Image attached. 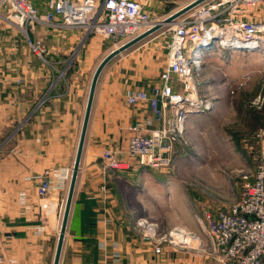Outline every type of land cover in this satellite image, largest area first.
<instances>
[{
  "label": "crops",
  "instance_id": "obj_1",
  "mask_svg": "<svg viewBox=\"0 0 264 264\" xmlns=\"http://www.w3.org/2000/svg\"><path fill=\"white\" fill-rule=\"evenodd\" d=\"M140 1L146 2L152 16L160 2ZM185 4L177 1L171 13ZM15 28L0 24V264H54L93 77L88 70L94 61L98 66L114 45L96 34L85 36L81 28L38 24L33 37L44 38L48 46L44 59ZM163 33L162 28L114 58L100 76L59 264H220L204 251L206 221L196 210L204 214L219 209L197 207L205 200H195L197 192L187 189L182 172L171 174L169 166L134 162L114 171L102 162L106 148L124 154L129 125L140 117H150L153 127L160 124L147 104L128 105L125 90L160 81L163 65L154 62L153 54L161 47L153 46L157 45L153 41ZM177 151L173 155L181 158ZM45 170H51L52 178L44 199L48 210L37 195ZM239 191L241 196L242 187ZM233 200L225 202L227 209ZM175 206L180 211L174 215ZM191 208L193 217H184L181 211ZM141 219L156 224L161 233L184 228L203 243L195 238L187 246L165 241L157 253L135 227Z\"/></svg>",
  "mask_w": 264,
  "mask_h": 264
},
{
  "label": "built area",
  "instance_id": "obj_2",
  "mask_svg": "<svg viewBox=\"0 0 264 264\" xmlns=\"http://www.w3.org/2000/svg\"><path fill=\"white\" fill-rule=\"evenodd\" d=\"M44 5L46 11L41 12L34 0H0V17L24 32L31 49L44 59L47 44L30 35L38 24L81 28L85 36L96 34L119 47L159 21L140 0H45ZM258 5H264V0H207L172 24L168 66L161 72L160 81L125 90L128 105L147 104L160 124L153 127L150 117H140L130 124L124 154L112 148L104 150L102 162L106 169L125 170L133 162L152 168L170 166L174 143L185 138L188 116L209 111L212 104L200 92L199 47L240 50L264 46V20L251 18ZM263 103L262 94L252 102L258 108ZM256 137L263 142L260 162L254 173H243L240 198L228 209L204 211L208 237L204 251L220 264H264V125ZM51 188V170H45L37 186L45 210L49 204L44 199ZM135 227L157 253L162 252L164 241L187 246L195 238L203 243L200 236L184 228L162 234L146 219L138 220Z\"/></svg>",
  "mask_w": 264,
  "mask_h": 264
},
{
  "label": "rangeland",
  "instance_id": "obj_3",
  "mask_svg": "<svg viewBox=\"0 0 264 264\" xmlns=\"http://www.w3.org/2000/svg\"><path fill=\"white\" fill-rule=\"evenodd\" d=\"M177 1L189 3L192 0H172L168 4L157 1L153 17H160L158 20L166 18L176 9L173 5ZM44 2L45 0H34L41 12L46 11ZM251 18L264 20V5L256 6ZM0 24L15 27L1 17ZM171 27L172 24L164 26L163 35L153 41L157 42V45L153 46L161 47L153 52L156 59L154 62L163 65L161 72L168 66V63L165 65V53L168 56L167 43L172 37ZM19 32L25 40V33L20 30ZM30 35L33 37V31H30ZM37 38L44 40L42 36ZM108 41L114 45L112 40ZM115 48L117 47L114 45L109 50ZM203 50L199 68L200 92L206 99L212 101V104L203 117L189 120L191 115L204 112H194L188 116L184 140L173 145V151L179 150L177 152L181 158L172 154L169 168L171 174L182 172L185 175L184 184L187 189L197 192L194 194L195 200H205L197 207L207 205L206 207L223 210L227 209L225 202L231 203L233 199L235 200L233 202H236L237 198H240L239 189L243 173H254L260 162L259 155L263 142L256 137V133L264 125V103L258 108L252 102L259 94L264 95V46L250 52L246 49L229 50L220 46ZM91 52L96 58L97 52L93 49ZM105 54L100 57H104ZM145 59L146 63L152 62L148 53ZM114 63L115 59L103 72L108 71ZM96 68L97 64L94 61V66L90 64V69L88 68L89 77H92ZM177 89L181 90L182 87L177 85ZM196 170H202L203 174L194 175L193 171ZM196 210H199L197 215L204 219L202 211ZM177 211L180 210L175 206L174 215ZM181 212L184 217L192 218L195 210L191 208L190 212L189 210ZM195 219L197 220L196 216ZM159 232L161 233L160 230Z\"/></svg>",
  "mask_w": 264,
  "mask_h": 264
},
{
  "label": "water",
  "instance_id": "obj_4",
  "mask_svg": "<svg viewBox=\"0 0 264 264\" xmlns=\"http://www.w3.org/2000/svg\"><path fill=\"white\" fill-rule=\"evenodd\" d=\"M205 1H207V0H192V1H190L189 3L185 4L180 9L169 14V16H167L166 18L159 20L150 29L142 32L141 34L134 37L133 39L125 42L124 44H122L119 47L110 51L101 60V62L98 64V66H97V68L93 74L92 81H91L87 107H86V111H85V115H84V119H83L78 149H77L76 158H75V162H74V166H73V170H72L70 186H69V191H68V195H67V201H66L63 221H62V225H61V231H60V236H59V240H58L54 264L60 263L61 253H62V249H63V243H64L66 231H67L71 206H72L73 197H74L77 179H78V174H79V170H80V164H81L83 149H84V145H85V141H86V137H87V132H88V128H89V123H90V119H91L95 93H96L97 85H98V82H99V79H100V76H101L103 70L114 58H116L120 54L124 53L125 51L129 50L130 48L134 47L136 44L148 39L154 33L159 31L160 29H162L164 26L173 24L181 16L188 13L189 11H191L192 9H194L195 7H197L198 5L202 4Z\"/></svg>",
  "mask_w": 264,
  "mask_h": 264
},
{
  "label": "bare ground",
  "instance_id": "obj_5",
  "mask_svg": "<svg viewBox=\"0 0 264 264\" xmlns=\"http://www.w3.org/2000/svg\"><path fill=\"white\" fill-rule=\"evenodd\" d=\"M262 47H263V45H261ZM200 49H199V52H200V55H202L203 53H204V48H209V49H212L213 47H211V46H201V47H199ZM256 48H258V47H250V49H246V50H248L249 52L250 51H255L256 50ZM228 49V48H227ZM229 50H233V48H229ZM235 50H239V49H235ZM240 50H245V49H240ZM257 51V50H256ZM195 113H197V112H195Z\"/></svg>",
  "mask_w": 264,
  "mask_h": 264
},
{
  "label": "trees",
  "instance_id": "obj_6",
  "mask_svg": "<svg viewBox=\"0 0 264 264\" xmlns=\"http://www.w3.org/2000/svg\"><path fill=\"white\" fill-rule=\"evenodd\" d=\"M171 2H172V1H171ZM171 2H167L166 4L171 3Z\"/></svg>",
  "mask_w": 264,
  "mask_h": 264
}]
</instances>
